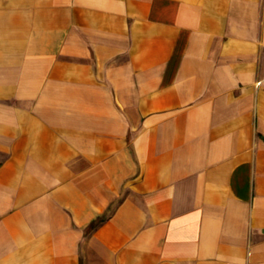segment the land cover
Wrapping results in <instances>:
<instances>
[{
	"label": "crops",
	"instance_id": "obj_1",
	"mask_svg": "<svg viewBox=\"0 0 264 264\" xmlns=\"http://www.w3.org/2000/svg\"><path fill=\"white\" fill-rule=\"evenodd\" d=\"M0 264H264V0H0Z\"/></svg>",
	"mask_w": 264,
	"mask_h": 264
}]
</instances>
